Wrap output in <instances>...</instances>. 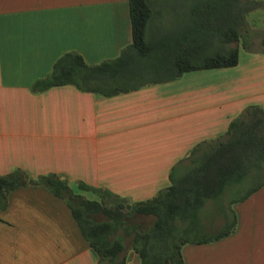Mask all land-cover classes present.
Listing matches in <instances>:
<instances>
[{"label":"crops","instance_id":"obj_1","mask_svg":"<svg viewBox=\"0 0 264 264\" xmlns=\"http://www.w3.org/2000/svg\"><path fill=\"white\" fill-rule=\"evenodd\" d=\"M263 38H244L234 66L111 96L71 84L34 91L65 52L87 64L117 56L130 43L127 0H0V175L53 173L87 198L95 196L78 181L133 201L152 197L184 172L196 144L223 135L246 106L264 112ZM254 183L225 190L224 214L208 235L233 229L183 244V264H264V183ZM120 256L138 264L130 248ZM0 264H98V256L65 201L28 185L9 191L0 209Z\"/></svg>","mask_w":264,"mask_h":264},{"label":"trees","instance_id":"obj_2","mask_svg":"<svg viewBox=\"0 0 264 264\" xmlns=\"http://www.w3.org/2000/svg\"><path fill=\"white\" fill-rule=\"evenodd\" d=\"M185 4V13H177L185 17L180 28L165 27L146 37L154 13L151 2L127 0L130 43L117 56L87 64L78 53L65 52L31 89L71 84L111 96L167 82L186 71L234 66L238 47H245L246 16L264 7V0H186ZM187 160L181 175H169L168 186L138 201L78 181L77 188L95 196L87 198L56 174L30 177L13 168L0 175V209L12 189L42 185L65 201L82 236L97 253L98 264H124L122 236L130 237L128 248L138 264H183V244L212 241L233 229L232 224L210 235L189 236L201 221L206 202L219 200L226 189L240 186L249 177L253 187L264 183L263 110L254 104L246 106L223 135L196 144ZM98 213L104 218L94 219ZM136 215L151 220L143 225L134 219Z\"/></svg>","mask_w":264,"mask_h":264},{"label":"rangeland","instance_id":"obj_3","mask_svg":"<svg viewBox=\"0 0 264 264\" xmlns=\"http://www.w3.org/2000/svg\"><path fill=\"white\" fill-rule=\"evenodd\" d=\"M153 6L155 17L150 21L149 27L154 26V32L165 27H170V30L180 28L184 23V16L182 14L177 16V13H185L186 11V0H149ZM247 24L245 28L244 38L246 37L255 39L256 41L264 36V8H257L248 12ZM150 37V36H149ZM255 43H251L252 47H256ZM233 45V44H231ZM233 196L235 193H231ZM230 196L227 194L226 198ZM225 200V194L221 196L219 200L215 202L207 201L204 210L201 211V221L194 229V232L190 233L189 236H193L196 232L197 235H208L210 231L215 227L214 221L218 216L224 214L223 201ZM94 219H103V215L98 213L93 216ZM221 218V217H220ZM143 225L150 222L151 217L136 215L134 218ZM224 226H221V228ZM119 235L120 231L118 232ZM125 249L128 248L130 240L129 236H122Z\"/></svg>","mask_w":264,"mask_h":264}]
</instances>
